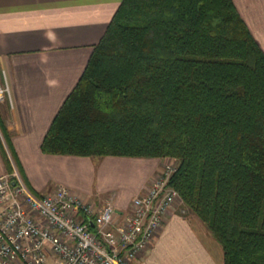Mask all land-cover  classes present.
<instances>
[{"label":"trees","instance_id":"16d2710c","mask_svg":"<svg viewBox=\"0 0 264 264\" xmlns=\"http://www.w3.org/2000/svg\"><path fill=\"white\" fill-rule=\"evenodd\" d=\"M41 149L174 159L225 263L264 264V49L234 0H122Z\"/></svg>","mask_w":264,"mask_h":264},{"label":"crops","instance_id":"0c3cea01","mask_svg":"<svg viewBox=\"0 0 264 264\" xmlns=\"http://www.w3.org/2000/svg\"><path fill=\"white\" fill-rule=\"evenodd\" d=\"M264 49V0H234ZM122 0H0V70L10 93L0 100L24 180L38 193L73 189L100 208L127 213L162 158L44 153L43 139L82 76ZM6 146V142L1 137ZM7 173L0 148V175ZM176 202L149 248L133 264H226L221 244Z\"/></svg>","mask_w":264,"mask_h":264},{"label":"built area","instance_id":"2783aa9c","mask_svg":"<svg viewBox=\"0 0 264 264\" xmlns=\"http://www.w3.org/2000/svg\"><path fill=\"white\" fill-rule=\"evenodd\" d=\"M9 93L0 81V100ZM161 167L127 213L67 186L34 192L17 169L0 175V264H133L181 199L169 185L175 164Z\"/></svg>","mask_w":264,"mask_h":264},{"label":"rangeland","instance_id":"374dc122","mask_svg":"<svg viewBox=\"0 0 264 264\" xmlns=\"http://www.w3.org/2000/svg\"><path fill=\"white\" fill-rule=\"evenodd\" d=\"M243 16V15H242ZM245 19V18H244ZM246 21V20H245ZM247 22V21H246ZM248 24V23H247ZM248 26H249V24H248ZM250 27V26H249ZM251 29V28H250ZM251 31H252V29H251ZM253 32V31H252ZM254 34V33H253ZM4 79H5V76H4V73H3V71H1L0 70V81H3V82H5L4 81ZM6 84V83H5ZM6 108H5V106H4V103H2V102H0V115L2 116V118H3V120H4V122H5V117H4V113H5V110ZM5 125H6V122H5ZM6 127H7V125H6ZM7 129H8V127H7ZM9 131V130H8ZM0 136L3 138V140L5 141V137H3V135H2V132L0 131ZM10 138H11V135H10ZM3 142V141H2ZM6 142V141H5ZM5 145V144H4ZM5 149H6V152H7V156H8V159H9V161H10V167H11V170L8 172L7 171V173L8 174H10L12 171H14L15 169H17V167L15 166V163H14V161H13V158H12V156H11V153L9 152V150H8V148H7V146H5ZM174 159H171V158H169V157H167V158H164L163 160H162V164H161V166L162 165H167V164H174ZM160 166V168L158 169V171L157 172H159L160 170H161V167ZM18 170V169H17ZM143 192H141L140 194H142ZM140 194H138V195H140ZM137 196V195H136ZM181 198V197H180ZM179 200H181V199H177L175 202H174V204H173V206L172 207H174V206H176L177 204H176V202L177 201H179ZM181 202H182V200H181ZM179 209H178V211H180V210H182V209H184V205L181 203V205H179ZM169 213V212H168ZM211 233V232H210Z\"/></svg>","mask_w":264,"mask_h":264}]
</instances>
